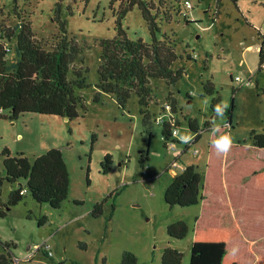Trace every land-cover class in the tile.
<instances>
[{"label":"rangeland","instance_id":"obj_1","mask_svg":"<svg viewBox=\"0 0 264 264\" xmlns=\"http://www.w3.org/2000/svg\"><path fill=\"white\" fill-rule=\"evenodd\" d=\"M186 1L191 2L190 23L175 13L169 21L158 22L161 30L156 38L175 41L177 58L171 69L181 76L171 85L150 81L153 93L147 110L151 122L145 129L141 111L146 108L138 104L135 94L124 108L104 93L98 94V102L93 101L99 42L122 31L130 41L151 43L137 4L129 8L128 0H0V24L12 28L20 21L28 23L34 38L45 47H53L65 33L80 53L73 67L87 69L89 83L80 92L86 111L79 110L70 121L32 113L15 120L0 118V207L5 212L0 218V254L8 244V264H122L125 252L134 254L136 264H162L166 248L182 253L181 264H189L199 206L170 207L164 202L163 193L172 177L168 170L195 165L200 173L204 171L206 127L211 128L215 115L214 100L227 103L228 109L235 106L229 129L234 143L250 144L251 131L264 134V87L255 88L261 62L258 49L264 40V0ZM235 76L250 79L251 86H239L233 81ZM208 82L212 93L205 90ZM204 99L206 106L201 104ZM166 103L174 107L171 115L178 121L176 130L190 131L189 123L198 127L194 143L182 144L175 137L174 150L167 148L162 126L153 122ZM217 123L227 124V116ZM5 149L30 160L51 149L61 152L70 188L58 209L27 196L7 207L9 193L25 181L9 184L4 180ZM109 155L110 170L104 173L101 162ZM97 204L101 212L94 216ZM43 219L45 223L39 226ZM180 220L187 225V234L172 239L167 227ZM257 238L255 251L264 257V236ZM244 251L243 264H252L251 245Z\"/></svg>","mask_w":264,"mask_h":264},{"label":"trees","instance_id":"obj_2","mask_svg":"<svg viewBox=\"0 0 264 264\" xmlns=\"http://www.w3.org/2000/svg\"><path fill=\"white\" fill-rule=\"evenodd\" d=\"M184 1L128 0L129 8L138 5L152 40L149 44L142 40L130 41L120 31L117 37L99 42L94 102L99 101V93H104L124 108L130 95L135 94L138 104L146 108L141 114L144 128H149L151 116L147 107L153 93L150 81L158 79L171 85L181 76L180 71L171 69L177 58L175 41L156 38V33L161 30L158 22L169 21L175 13L190 23L187 14L191 2L187 8ZM63 34L55 40L53 47L47 48L34 38L28 23L20 21L12 28L0 24V118L15 120L25 113H32L70 121L78 117L79 110L86 111L80 92L89 86L88 70L81 65L73 67L79 49ZM258 51L261 65L264 40ZM205 90L212 93L213 85L208 82ZM217 103L218 100H214L211 108ZM233 108L234 104L225 113L229 128L233 127ZM173 111L172 105L171 113ZM162 112L163 108L160 114ZM161 126V137L167 141L172 130L178 127V121L170 119ZM206 129L209 140L204 171L200 173L195 165L184 166L179 175L171 178L163 193V200L170 207L199 206L192 230L189 264H243L242 254L248 244L254 254L252 264H264V257L255 251L260 242L257 237L264 236V160L258 156L259 151L264 150V134L251 131L250 144L234 143L226 156H218L211 145L210 128ZM189 130L196 133L194 143L199 138L198 127L189 123ZM224 130L228 131V128ZM148 133L151 134L150 129ZM174 142L177 141L174 139ZM2 155L4 180L9 184L25 181L9 193L7 207L17 205L27 196L37 204L58 209L67 199L69 170L59 150H48L32 160L21 153L11 155L7 149ZM110 163V155L105 156L101 162L104 173L110 170ZM100 212L101 204L95 205L92 214L97 216ZM4 216L0 207V218ZM45 221H40L39 226ZM187 231V225L181 220L167 227V234L172 239H183ZM8 246L4 244L6 250L0 254V264H8ZM163 253L162 264H181L182 253L171 248H166ZM122 264H136V257L125 252Z\"/></svg>","mask_w":264,"mask_h":264},{"label":"clouds","instance_id":"obj_3","mask_svg":"<svg viewBox=\"0 0 264 264\" xmlns=\"http://www.w3.org/2000/svg\"><path fill=\"white\" fill-rule=\"evenodd\" d=\"M201 104L206 106L207 100L201 101ZM228 109V104L220 101L213 107L214 117L212 119V125L210 128L211 133V145L214 148L218 156H226L234 145V138L231 131H225V128L229 126L225 124L217 123L218 120H224L226 110ZM182 144H190L195 139V134L192 132H181L179 129L174 130L172 133ZM235 251V249H234Z\"/></svg>","mask_w":264,"mask_h":264},{"label":"built area","instance_id":"obj_4","mask_svg":"<svg viewBox=\"0 0 264 264\" xmlns=\"http://www.w3.org/2000/svg\"><path fill=\"white\" fill-rule=\"evenodd\" d=\"M184 3H185V6L187 8L190 7V2L189 1H184ZM262 67H263V64L260 65V68H262ZM233 81H235L236 83H238L239 86H244V87H248L251 84L250 79H244V78H242L240 76H235L233 78ZM162 108H163V112L161 114H159L158 117L155 118V124L156 125H161V124H163L165 122H168L170 119L171 120L174 119L172 117V115H171V105L169 103H166ZM174 130H176V129H173L172 130L171 136L166 141L167 148L170 149V150H174V148H175V142H174L175 136L172 135V133H173ZM196 154H197V151L195 149L194 155H196ZM174 166H175V164L172 167H174ZM170 169H173V168H170ZM23 192L24 191H22L20 193L22 194Z\"/></svg>","mask_w":264,"mask_h":264},{"label":"crops","instance_id":"obj_5","mask_svg":"<svg viewBox=\"0 0 264 264\" xmlns=\"http://www.w3.org/2000/svg\"><path fill=\"white\" fill-rule=\"evenodd\" d=\"M264 65H263V67L262 68H260L257 72L259 73H257L258 75V77H256L257 79H255V88L257 89L258 87L260 88V89H262V86L264 87ZM249 86H251V84L249 85ZM234 108H235V106H234ZM233 108V109H234ZM232 113H233V111H232ZM234 114V113H233ZM233 114H232V116H231V120H232V117H233ZM223 125V124H222ZM228 125V124H227ZM229 126V125H228ZM230 127V126H229ZM228 127V131H229V128ZM258 156L260 157V158H262V159H264V150H261V151H259V153H258ZM184 169V166H177L176 168H173V169H170V170H168L170 173H171V176L172 177H175V176H177V175H179L181 172H182V170ZM171 177V178H172Z\"/></svg>","mask_w":264,"mask_h":264},{"label":"water","instance_id":"obj_6","mask_svg":"<svg viewBox=\"0 0 264 264\" xmlns=\"http://www.w3.org/2000/svg\"><path fill=\"white\" fill-rule=\"evenodd\" d=\"M190 102V101H189ZM66 119V118H65ZM67 120V119H66Z\"/></svg>","mask_w":264,"mask_h":264}]
</instances>
